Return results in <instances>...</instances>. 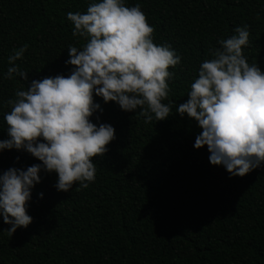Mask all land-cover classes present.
<instances>
[{
    "label": "trees",
    "instance_id": "1",
    "mask_svg": "<svg viewBox=\"0 0 264 264\" xmlns=\"http://www.w3.org/2000/svg\"><path fill=\"white\" fill-rule=\"evenodd\" d=\"M93 2L99 0H0V139L9 138L4 101L33 79L70 74L67 48H81L85 39L73 37L67 13H83ZM125 3H140L155 29L154 43L170 45L181 57L168 81L177 105L187 101L209 49L237 26H249L244 55L264 70V0ZM24 44V59L15 63L29 79H5L8 57ZM95 100L104 111L92 122L110 123L116 135L108 152L93 158L95 182L57 191L56 173L42 171L31 190L32 223L10 237L11 225L0 216V264H264V164L230 178L210 163L206 145L194 147L202 129L175 112L176 104L166 120L145 124L139 110ZM35 163L41 162L23 150L0 152V172Z\"/></svg>",
    "mask_w": 264,
    "mask_h": 264
},
{
    "label": "clouds",
    "instance_id": "2",
    "mask_svg": "<svg viewBox=\"0 0 264 264\" xmlns=\"http://www.w3.org/2000/svg\"><path fill=\"white\" fill-rule=\"evenodd\" d=\"M67 19L74 25L73 37L85 39L81 48H67L64 63L73 66L70 74L33 79L26 90L17 89L14 99L4 101L10 108L3 117L9 138L0 139V152L23 150L41 162L0 172V216L11 225L6 229L10 237L33 221L29 201L32 188L42 182V171L56 173L57 191L77 184L80 191L95 182L93 158L103 157L116 138L110 123L92 122L94 113L104 111L95 97L105 104L116 102L126 112L139 110L145 124L166 120L176 104L168 83L175 73L169 69L181 57L170 45L154 43L155 29L140 3L99 0L83 13L69 11ZM248 29L235 27L234 35L218 40L220 47L209 49L211 58L200 64L187 101L175 107L202 129L194 147L206 145L210 163L223 166L230 178L264 164V70L244 55ZM28 47L13 49L5 79H29L28 71L15 63L24 59Z\"/></svg>",
    "mask_w": 264,
    "mask_h": 264
}]
</instances>
